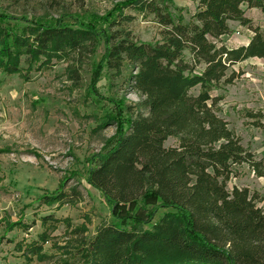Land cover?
<instances>
[{
	"label": "trees",
	"instance_id": "trees-1",
	"mask_svg": "<svg viewBox=\"0 0 264 264\" xmlns=\"http://www.w3.org/2000/svg\"><path fill=\"white\" fill-rule=\"evenodd\" d=\"M264 12V0H197L188 23L173 0H127L112 16L107 30L27 21L11 26L0 15V72L19 75L47 68L54 59L93 54L98 36L105 42L103 67L118 74L126 65L133 89L143 101L127 107L109 147L87 160L86 181L100 192L118 219L76 247L78 264H264V211L249 189L227 190L233 167L247 164L264 177V160H257L215 111L212 97L220 84H232L231 68L249 59H264V31L252 26L247 10ZM132 10L153 16L162 27L161 40L139 43L127 26ZM249 27L247 45L228 47L223 37L231 24ZM189 54V58H186ZM199 88L198 95L191 92ZM177 138L178 147L166 141ZM64 184L40 200H82L77 188ZM156 196L168 212L155 221L154 212L127 207ZM126 221V225L119 222ZM52 218L42 219L49 227ZM27 229L8 221L6 232ZM80 230H75V233ZM85 233V231H84ZM47 230L24 251L26 258H43Z\"/></svg>",
	"mask_w": 264,
	"mask_h": 264
},
{
	"label": "rangeland",
	"instance_id": "rangeland-1",
	"mask_svg": "<svg viewBox=\"0 0 264 264\" xmlns=\"http://www.w3.org/2000/svg\"><path fill=\"white\" fill-rule=\"evenodd\" d=\"M125 1L0 0V15L11 26L30 20L60 21L72 27L82 23L99 32L108 29ZM173 2L188 23L197 10V0ZM123 11L133 17L127 28L135 41L161 40L163 29L153 16ZM247 12L252 26L264 31V12ZM231 29L223 37L228 47L246 44L254 35L236 22ZM98 40L93 54L54 59L47 68L30 72L29 81L0 72V264H78L80 242L93 239L100 228L118 219L100 192L87 183L86 162L109 147L119 124L128 117L126 108L133 107L136 113L143 98L133 89L135 70L131 66L126 65L120 74L103 67L105 42L99 36ZM232 73L236 77L232 84L222 83L211 93L219 99L216 114L257 160H264V59L235 65ZM199 91L196 88L191 93L198 95ZM165 146L178 147V139L169 138ZM63 184L65 192L79 189L82 200L52 205L40 200ZM235 187L249 189L264 211V177H258L247 164L234 166L227 190ZM139 207L154 212L155 221L168 212L156 196L129 205L127 211L135 215ZM44 218H52L53 224L43 226ZM8 221H21L27 229L7 233ZM119 222L126 225L123 219ZM76 229L81 233H75ZM45 230L49 241L43 246L44 257L26 258L24 251L38 243Z\"/></svg>",
	"mask_w": 264,
	"mask_h": 264
},
{
	"label": "crops",
	"instance_id": "crops-1",
	"mask_svg": "<svg viewBox=\"0 0 264 264\" xmlns=\"http://www.w3.org/2000/svg\"><path fill=\"white\" fill-rule=\"evenodd\" d=\"M251 10H254V9H251ZM247 13L248 12H246V16H247ZM248 17V16H247ZM248 18H250V17H248ZM250 40H251V38H250ZM250 40H248V42L246 43V44H242V45H247L249 42H250ZM242 45H239V46H242ZM238 47V46H237Z\"/></svg>",
	"mask_w": 264,
	"mask_h": 264
}]
</instances>
